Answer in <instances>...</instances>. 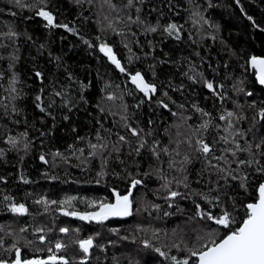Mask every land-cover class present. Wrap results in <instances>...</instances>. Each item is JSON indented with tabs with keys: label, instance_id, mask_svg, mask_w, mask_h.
Segmentation results:
<instances>
[{
	"label": "trees",
	"instance_id": "obj_1",
	"mask_svg": "<svg viewBox=\"0 0 264 264\" xmlns=\"http://www.w3.org/2000/svg\"><path fill=\"white\" fill-rule=\"evenodd\" d=\"M110 2L114 7L105 0H21L20 4L0 0V33H17L0 35V177L4 178L0 180V240L4 242L0 259H15L14 249L9 250L13 244L21 249L22 258L43 259L51 254L50 247L55 252L59 241L66 248L56 254L69 264H80L85 254L78 241L91 236L94 247L85 264H173L172 256L188 258L191 250L207 242L209 231L218 228L197 216V204L204 211H220L206 203L201 193L209 199L221 195L236 217V227L245 216L244 205L255 201L256 188L264 181L255 167L242 166L238 172L250 174L248 191L230 177L226 184L225 173L211 168L195 150L197 138L215 141L214 155L223 154L230 163H212L230 170L236 169L237 157L221 149H234L238 143L242 148L252 145L255 152L254 145L264 139V120L257 115L264 108V88L248 66L251 56H264V0H145L143 4L134 0L131 8L127 0ZM39 8L74 32L46 27L37 15ZM169 23L180 26L179 39L164 32ZM151 27L157 31H149ZM101 42L113 48L128 73L141 71L147 82L156 83L157 93L149 98L136 89L129 75L119 72L99 51ZM36 71L43 73V82ZM13 77L16 93L11 91ZM204 79L223 85L216 91L225 99L204 87ZM41 88L46 112L36 107ZM54 91L64 95L55 96ZM160 100L168 107H162ZM193 105L211 115L202 116ZM227 111L235 113L231 131L240 134L230 135L233 143L225 145L219 138L226 135L227 120L219 116ZM204 120L211 122L209 129L198 132ZM126 124L143 132L133 136ZM24 132L26 137L21 135ZM119 135L127 142H121ZM9 136L16 137L15 147L7 142ZM141 139L147 145L137 154ZM92 143L107 147H98L90 155ZM154 146L159 158L153 155ZM238 158L249 157L240 152ZM133 178L142 183L133 189L132 214L124 219L98 223L61 211L59 202L75 197L71 207L63 206L65 210L95 212L100 203L115 200L114 191L127 194ZM165 178L171 181L168 189L163 187ZM169 190L181 195L166 199ZM229 197L235 199V206ZM38 199L58 203L49 204L45 211L44 205L35 203ZM21 203L28 209L26 214L11 212L12 204ZM37 228L44 231L37 233ZM61 228L69 231L62 233ZM226 232L220 229L215 237ZM40 235L45 236L44 243Z\"/></svg>",
	"mask_w": 264,
	"mask_h": 264
},
{
	"label": "snow or ice",
	"instance_id": "obj_2",
	"mask_svg": "<svg viewBox=\"0 0 264 264\" xmlns=\"http://www.w3.org/2000/svg\"><path fill=\"white\" fill-rule=\"evenodd\" d=\"M17 4L21 3V0H15ZM140 4H143L145 0H138ZM105 3H108L110 7H114L111 5L110 0H105ZM36 5H33L35 7ZM127 7L131 8L134 6V0H127ZM141 11L140 8H136V12L139 13ZM37 15L39 17H42L46 21V27L50 28H57L62 27L66 29L69 32H74V29L69 28L67 24H57L55 22V17L53 13L50 11L45 10L44 8H39L37 11ZM107 18V17H106ZM131 19V17H130ZM251 19V17H249ZM137 20H139V17H137ZM136 22V21H133ZM143 23V21H140ZM207 22V21H205ZM111 27V24L109 25ZM151 32H156V27H151L149 29ZM164 32L168 33V35H173L175 33L176 39L180 38V26H178L176 23H169L167 26L164 27ZM0 35H5L7 37H15L17 35L14 31H9L8 33H0ZM99 39V37H97ZM84 43L88 44L89 42L87 40L84 41ZM90 47L92 45H89ZM99 51L103 53L107 59L110 61L111 64L115 66L116 69L119 70L121 73H125L129 75V78L131 80V83L135 85L136 89H138L140 92L144 94L145 97L151 98L152 95H155L157 93V84L154 82H147L145 80L144 75L141 73V71H136L134 74L128 73V70L125 66L122 65L121 61L117 58V55L114 53L113 48L109 46L107 43L101 42L99 44ZM131 51V49H129ZM58 59V58H57ZM129 62H131V57H129ZM251 67L255 69L256 79L261 84L264 85V58L252 56L249 61ZM155 75V73H153ZM187 75V74H185ZM203 75L202 73L200 74ZM35 76L43 82V73L40 71L35 72ZM71 78V77H70ZM190 80L193 81V83H196L195 77L189 76ZM16 83V78L13 77L11 84V91L13 93L17 92V89L14 87ZM204 87H206L209 91L213 93V95H216L218 99L221 101L225 99V97L218 93L216 91V87H223V85L214 86V83L210 80L204 79L203 81ZM171 86V85H169ZM82 87H86V85H82ZM44 89L41 88L40 94L36 95L35 101L36 107L39 108L41 112H46L47 108L44 106V100L42 98ZM249 96L252 95V93H247ZM53 95L55 96H62L64 95L61 91H54ZM165 97L168 96V92L165 91L163 93ZM16 96H13L12 99H16ZM82 98V97H81ZM108 99H113L111 95L108 96ZM169 99H171L169 97ZM52 103H55L53 101ZM158 103L162 106L167 108L168 105L164 103L163 100L158 101ZM52 104H48L47 107H51ZM178 107L183 108L184 105L180 104ZM195 110L199 112L202 116L208 117L211 115V113L204 111L203 109L199 108L196 105H193ZM13 112H16L18 114L19 110L13 107ZM173 116L177 115L176 112L172 113ZM235 115L233 111H227L226 114H221L219 116V119L221 121L227 120V126L224 128V132L226 135L220 136V141H223L225 145H228L230 143H233V141L229 140L230 135H239L238 132H232L233 129V123L231 118ZM261 120H264V108H261L259 113L257 114ZM67 119V117H65ZM18 123V121H17ZM152 121L149 120V124H151ZM209 120H204L197 128V131H207L210 126ZM126 128H129V126L126 124ZM219 128V125L216 126ZM133 136H140L141 132H143V129H140V131H137L135 128H129ZM22 136H27V133H21ZM147 135H151V133H148ZM97 139H101L99 134H97ZM119 140L121 142H127V138L124 135H119ZM7 142L11 144L13 147L17 144L16 137L9 136ZM197 147L196 151L203 154L204 158L208 160V164L211 168L217 169L220 173H225L223 179L225 180V183L227 184V180L230 177L232 180L239 181L240 188L244 189L245 192L248 191L249 188V180H250V174L247 172H238L239 169H241L242 166H246L248 168L255 167V171L258 174L264 175V139H261V141L254 145L256 151L253 152L252 145H249L247 148H242L238 143H236L235 148H228L225 147L224 149H221L222 153H229L233 157H237L235 160V163L237 165L236 169H225L224 167H220L218 164H213L212 160L216 161H224L225 164H229L227 157L225 155L215 156L214 155V145L215 141H213L211 144L208 142H205V140L200 137L197 138L195 141ZM147 145V141L145 139H141L140 145L138 148H136L137 154H139L140 150L144 148ZM191 147V145H189ZM25 147L27 148L28 145L26 144ZM71 147V146H70ZM91 149H93V152L90 153V155H95V150L99 147L101 149L107 147V145H97L95 143H92L89 145ZM168 149L164 148L163 152L165 154H168ZM81 152L83 153V149H81ZM153 155L157 156L159 158V152L157 151L156 147L154 146L152 149ZM240 152H246L248 154V159H239L238 153ZM179 154V153H177ZM0 155H3V150H0ZM55 155H60L59 152L55 153ZM211 157V159H209ZM40 159L42 161L45 160V157L41 155ZM185 163L189 162V158L185 156L184 158ZM46 162V161H45ZM169 167H173V164L170 162ZM4 179L3 177H0V180ZM187 177H185V180ZM24 183H28L27 180L23 181ZM142 181L140 179L133 178L131 180V186L127 191V194L121 195L119 192L114 191L113 195L115 196V203H100L99 204V210L95 212H84V213H77L75 211L69 212L64 209V205H67L71 207L72 201L75 199V197H69L63 201H60L61 205V211L63 212V215L65 216H77L80 220L84 221H96L98 223H102L104 220H107L109 217H127L131 215V209H132V197L133 195V189L137 187V185H140ZM171 181H168L165 178V182L163 184V187L165 189L169 188V184ZM187 187V184L184 185ZM219 187V184H218ZM209 191H213L210 189ZM181 193L178 191H171L169 190V194L166 197V199H174L178 196H180ZM202 199L206 201V203L212 205L214 208H219V214H214L211 211H204L201 209L200 204L196 205L197 208V216H199L201 219H206L208 221H211L213 224L217 225V229L210 230L208 233V240L206 243L201 244L198 248H194L188 253V258L178 260L177 257L172 256L170 259L173 261V264H190V258L192 260V264H264V181L259 182L258 187L256 188V198L254 202H249L244 205V208L246 209L245 216L242 219V222L239 223L238 226L234 227V225L237 224V220L235 215L232 211L228 210L227 204L224 200H222L221 195H216L209 197L203 193H201ZM5 199H9V197H5ZM229 199L233 200V205L235 206V199L233 197H229ZM37 204H42L45 206V211H48V205L49 204H57L58 202L48 201L45 199H38L35 201ZM94 203V202H93ZM172 205L169 204V207ZM155 207H159V205H155ZM11 212L19 215H24L28 212V209L25 207L23 203L21 204H12L10 208ZM167 215V213H166ZM220 229H226L227 232L225 235H223L221 238L217 239L215 237L216 231H219ZM26 228H21L20 231L24 232L26 231ZM37 233H42L44 231L43 228H37L35 229ZM69 231L68 228H61L60 232L67 233ZM116 231V230H113ZM203 239V237H201ZM39 241L41 243L45 242V236L40 235ZM3 240H0V246L3 245ZM79 249L85 254L84 258L80 260V264H85V260L87 259V256L89 254V250L94 247V240L93 237H88L87 239H80L78 241ZM148 243L145 242V247H148ZM102 247V246H101ZM66 248V245L57 241L55 243V252H53V249L50 247L48 249V252L51 253L47 259H39V258H33V259H24L22 258L21 249L16 246V244L12 245V249L15 251V259L11 262L6 261L4 259H0V264H69V261L64 256H58L56 253L64 251ZM157 252L160 253L161 256H166L167 254L160 251V249H156Z\"/></svg>",
	"mask_w": 264,
	"mask_h": 264
},
{
	"label": "water",
	"instance_id": "obj_3",
	"mask_svg": "<svg viewBox=\"0 0 264 264\" xmlns=\"http://www.w3.org/2000/svg\"><path fill=\"white\" fill-rule=\"evenodd\" d=\"M253 56H257V57L264 58V56H262V55H253ZM251 57H252V56H251ZM251 57H250V58H251ZM250 58H249V60H248V66H249V68L253 69V68L251 67L250 63H249ZM253 71H254V77H255V79H256L255 69H253ZM256 82H257L259 85H261V84L257 81V79H256ZM261 86L264 88V85H261ZM132 191H133V190H132ZM112 203H115V200H114ZM10 208H11V207H10ZM109 218H110V219H118V220H121V219H124V218H126V217H109ZM43 259H47V257H46V258H43ZM87 260H88V258L85 260V262H87Z\"/></svg>",
	"mask_w": 264,
	"mask_h": 264
},
{
	"label": "rangeland",
	"instance_id": "obj_4",
	"mask_svg": "<svg viewBox=\"0 0 264 264\" xmlns=\"http://www.w3.org/2000/svg\"><path fill=\"white\" fill-rule=\"evenodd\" d=\"M96 211H98V210H96Z\"/></svg>",
	"mask_w": 264,
	"mask_h": 264
}]
</instances>
